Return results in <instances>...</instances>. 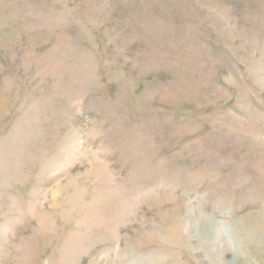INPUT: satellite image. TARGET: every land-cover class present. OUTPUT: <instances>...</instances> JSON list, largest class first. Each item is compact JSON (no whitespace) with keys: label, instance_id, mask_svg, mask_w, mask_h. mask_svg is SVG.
<instances>
[{"label":"rangeland","instance_id":"obj_1","mask_svg":"<svg viewBox=\"0 0 264 264\" xmlns=\"http://www.w3.org/2000/svg\"><path fill=\"white\" fill-rule=\"evenodd\" d=\"M0 264H264V0H0Z\"/></svg>","mask_w":264,"mask_h":264}]
</instances>
